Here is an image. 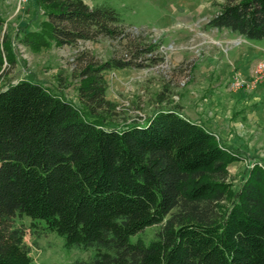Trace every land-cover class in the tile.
Listing matches in <instances>:
<instances>
[{
    "label": "trees",
    "instance_id": "obj_1",
    "mask_svg": "<svg viewBox=\"0 0 264 264\" xmlns=\"http://www.w3.org/2000/svg\"><path fill=\"white\" fill-rule=\"evenodd\" d=\"M36 2L46 19L29 43L35 49L132 37L111 8ZM213 4L220 10L209 27L264 41V0ZM128 45L126 55L82 67L85 112L37 82L0 90V264H34L28 229L95 251L72 264H264L261 167L233 191L229 166L237 154L177 108L143 125L109 127L117 106L107 98V73L146 68L144 56L155 51ZM23 218L30 227L18 225ZM159 224L153 243L130 241Z\"/></svg>",
    "mask_w": 264,
    "mask_h": 264
},
{
    "label": "rangeland",
    "instance_id": "obj_2",
    "mask_svg": "<svg viewBox=\"0 0 264 264\" xmlns=\"http://www.w3.org/2000/svg\"><path fill=\"white\" fill-rule=\"evenodd\" d=\"M85 2L91 8L115 10L123 26L133 33L130 40L122 43L103 39L77 47L52 44L35 49L29 43L37 41L36 35L46 19L45 11L39 8L36 0L29 1L22 10L8 0L10 8L8 6L0 17V90L20 81L37 82L85 112L79 98L82 67L90 62L100 63L126 55L130 42L153 44L155 51L144 56L148 67L107 73V98L117 106V114L109 120V127L123 129L133 124L143 125L163 109L177 108L181 112L185 107V114L191 118L203 117L204 121L211 116L213 88L208 77L215 68V29L208 23L220 10L213 4L214 0ZM237 42L244 43L241 39ZM226 52L224 49L223 54ZM249 172L243 166L237 174L231 175L233 191L240 188ZM17 223L22 227L31 226L28 218L18 219ZM162 229L163 224L154 225L131 237L130 241L151 244L158 240ZM39 232L28 229L25 239L34 264H72L78 260L88 262L94 257V250L66 248L64 238L58 234Z\"/></svg>",
    "mask_w": 264,
    "mask_h": 264
},
{
    "label": "crops",
    "instance_id": "obj_3",
    "mask_svg": "<svg viewBox=\"0 0 264 264\" xmlns=\"http://www.w3.org/2000/svg\"><path fill=\"white\" fill-rule=\"evenodd\" d=\"M8 6V0H0V17ZM238 39L244 43L237 42ZM224 49L228 53L223 54ZM214 60L215 68L208 77L213 88L211 116L205 121L203 117L191 118L182 106L181 114L205 127L219 137L222 145L234 150L237 158L229 166L232 175L237 174L240 167L251 170L258 163H264V82L253 91L230 90L235 76L248 78L259 61L264 60V43L253 44L227 30L215 29Z\"/></svg>",
    "mask_w": 264,
    "mask_h": 264
},
{
    "label": "built area",
    "instance_id": "obj_4",
    "mask_svg": "<svg viewBox=\"0 0 264 264\" xmlns=\"http://www.w3.org/2000/svg\"><path fill=\"white\" fill-rule=\"evenodd\" d=\"M17 4L18 10H22L31 0H12ZM264 82V60L259 61L251 72L248 79H243L237 75L236 78L230 83L231 91H253L259 84ZM258 166L264 168V163H258Z\"/></svg>",
    "mask_w": 264,
    "mask_h": 264
}]
</instances>
